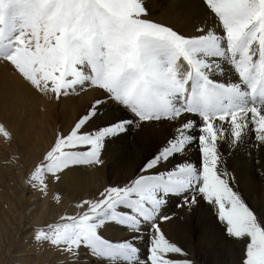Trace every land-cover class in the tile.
Listing matches in <instances>:
<instances>
[{"label":"snow or ice","instance_id":"1","mask_svg":"<svg viewBox=\"0 0 264 264\" xmlns=\"http://www.w3.org/2000/svg\"><path fill=\"white\" fill-rule=\"evenodd\" d=\"M169 6L191 31L155 19L154 0H0V61L18 79L57 98L94 93L35 165L32 187L46 192V176L62 181L110 151L119 158L144 127L164 133L131 175L36 232L72 264H195L162 230L172 197L193 220L207 212L223 226L239 246L232 264H264V206L249 205L234 166L259 156L264 168V0Z\"/></svg>","mask_w":264,"mask_h":264},{"label":"bare ground","instance_id":"2","mask_svg":"<svg viewBox=\"0 0 264 264\" xmlns=\"http://www.w3.org/2000/svg\"><path fill=\"white\" fill-rule=\"evenodd\" d=\"M170 2L171 0H154L155 11L153 15L155 19L185 31H191L192 24L185 18L178 16L169 6ZM213 75H218L221 80L225 81L233 79L231 72L221 74L217 71ZM78 93L76 96L62 95L63 97L60 98H56L52 94L37 93L26 82L18 79L10 66L0 61V120L5 121L10 130H16L14 136L26 157L25 160L18 163L19 166H22V171L27 166L31 167L33 161L39 156L43 157L57 134L62 130L67 131L88 107L94 95L92 89L87 87L86 90ZM115 115L124 114L116 112ZM163 134L159 125L144 127L143 130L129 134L127 144L130 146V151L121 153L119 158H116L115 151H110L104 156L102 165L91 166L89 169L88 167L85 169L78 167L69 172L62 181L55 183L46 180L48 185L46 192L34 188L36 192L34 197L20 196L21 198H16L18 206L22 209V211L19 210L20 212H15L17 209L13 196L11 198L14 200L10 198V202H6L7 204H4L3 200V206L1 205L3 210L0 212L5 224L3 222L0 224V258L3 254V248H7L9 245L11 247L13 244L15 240L13 236L21 241L20 238L21 236L23 238V233L34 228L31 229V233L35 237L40 228L58 221L60 216L75 214L77 212L76 204L81 199H88L98 194L110 183L119 182L125 176L131 175L139 164L140 153L142 151L150 153ZM224 147L226 148L227 145ZM192 151L194 153L195 150ZM191 159L194 160L195 156L192 155ZM225 159H230L227 154ZM258 160H260L259 156H254L251 160L246 158L242 171L239 163L234 165L242 177V193L249 205L256 208L264 206V168L260 167L257 163ZM19 179L24 180L23 173L19 174ZM174 198L180 200L178 197ZM24 199H26V203L22 204ZM171 208L173 207L171 205L169 207L168 204L167 213L171 211ZM172 216L173 219L170 223L164 222L162 224V230L178 244L189 245L192 248V250L190 249L191 258L195 255L196 264H232L235 261L237 257L235 246L230 244L228 240L226 241L220 227L210 213L198 214L193 220L186 209H181L174 211ZM197 229L199 232L194 235ZM7 233L10 235L8 236ZM124 235L126 233L123 232L116 234L117 238ZM29 241L27 240L23 244L18 242L17 245L19 246L29 245V247L28 250L21 249L22 251L18 248L16 252L22 254L15 253L16 264H57L59 260L65 259V256L68 258L67 261L72 259L60 248L51 245L49 242L37 241L35 238L34 241ZM193 249H195V254Z\"/></svg>","mask_w":264,"mask_h":264},{"label":"rangeland","instance_id":"3","mask_svg":"<svg viewBox=\"0 0 264 264\" xmlns=\"http://www.w3.org/2000/svg\"><path fill=\"white\" fill-rule=\"evenodd\" d=\"M223 81H225V80H223ZM86 89H87V87H85L84 90H86ZM70 92H69L68 95L76 96V93L81 92V90L78 89L76 92H72V91H70ZM53 95L55 96V94H52V96ZM60 97H63V96H60ZM14 116L16 117L17 115H14ZM0 125H3L4 128L10 133V136L9 137H5L3 134H0V140H1L0 141V211L3 210V207H2L3 206V203L4 204L6 202L9 203L10 202L9 199L13 196L12 198H14L15 200L12 199V198L11 199L15 201V207L17 209V211H15V212L17 213L21 209V207L18 206L19 204L16 201V198H18L20 196L21 197L25 196V198H29V197H32L33 195L34 196L36 195L35 194L36 192L34 190V187H32V184L30 183V176H31V174H32V172L34 170L35 165L37 163H39L40 160L42 159V156H39L37 159H35L33 161V163L31 164V167L32 168L30 166L29 167L27 166L24 169V171H22L23 170L22 169V166H19L18 163L21 162V161H23V160H25L26 157H25V154H24V151L22 150V148L17 144L16 138L14 136V133H15L16 130H10L8 124L5 121H1L0 120ZM11 141H13V142L11 143ZM27 164H29V163H27ZM79 167L80 168H83V169H85V168L88 167V169H89L91 167V165H88V166L81 165ZM20 173H23V179H24L23 181H21L19 179V174ZM45 180L52 181L53 183L58 182V181L55 180V178L49 179L48 176L45 177ZM174 200H175V198L172 197V199H170L169 200V203H168L169 204V207H170V205H171V207H173V208L170 209L171 211L168 212L171 215H172V213L174 211L181 210V208H179L177 206V205L180 204L181 201L180 200L179 201L178 200H175L174 201ZM2 201H3V203H2ZM25 203H26V199H24V201L22 202V204H25ZM6 206L7 205H5V208H7ZM15 207H14V209H15ZM254 208H256V207H254ZM20 211H22V209ZM0 218H1L0 219V224H2V222L4 223V220L2 219V213L1 212H0ZM163 223L164 222L161 223V227H162V224ZM216 223L218 224V222H216ZM218 227H220L221 233H222L223 237L227 241L228 238L224 235V233L222 231V227L223 226L218 224ZM31 229H34V228L28 229L25 232L26 234L23 233L24 236H23V238L21 236V238H20L21 241L20 240L18 241L17 238L15 236H13V238H15V240L13 239L14 240V242L12 244L13 246L11 245V247H10V245H9L7 248H3V254H2L1 258H0L1 259L0 260V264H16L17 263V261L15 260V256H14L15 253L16 254H22L21 252H16L18 250V248H19V250H21V249L22 250L23 249H27L28 250V247H29V245H20L19 246V245H17V244H19L18 242H21L23 244L27 240L28 241L29 240L30 241H34V238L35 237H34V235H32ZM204 233L207 234V232H204ZM9 235L10 234H8V236ZM136 244L137 245L139 244L138 246L141 249V253H144L146 251V244H147V242L145 240H143V239L137 240L136 241ZM181 246H183L185 249L186 248L188 249V250L187 249L186 250H187V252L189 254V258H191L190 249L192 250V248L189 247V245H187L188 246L187 247L184 244L183 245L181 244ZM234 246H235V250L237 252V257H236V259H237L238 256H239V246L238 245H234ZM194 247H195V245H194ZM193 252L195 254V249H193ZM194 256L195 255H193V257L191 259H193L195 261V257ZM67 259H68L67 256H65V259H63V260L61 259V261L59 260V262L57 264H72V259H70L69 261H67ZM195 264H196V261H195Z\"/></svg>","mask_w":264,"mask_h":264}]
</instances>
